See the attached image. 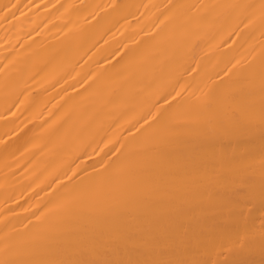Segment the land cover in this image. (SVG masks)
Instances as JSON below:
<instances>
[{"label": "bare ground", "instance_id": "6f19581e", "mask_svg": "<svg viewBox=\"0 0 264 264\" xmlns=\"http://www.w3.org/2000/svg\"><path fill=\"white\" fill-rule=\"evenodd\" d=\"M262 3L0 0V8L17 5L14 16L0 18V259L7 247L21 260L51 253L261 264ZM221 96L224 107L235 98L252 125L239 140L217 139L210 158L202 127L210 115L202 105ZM113 149L127 166L101 186ZM222 159L236 168L226 187L207 178ZM123 185L150 205L148 221L106 217ZM225 191L218 207H196ZM177 208L181 222L195 217L187 235L148 242L154 221ZM99 230L102 242L82 243ZM121 232L131 239L117 240Z\"/></svg>", "mask_w": 264, "mask_h": 264}, {"label": "snow or ice", "instance_id": "6c2138e0", "mask_svg": "<svg viewBox=\"0 0 264 264\" xmlns=\"http://www.w3.org/2000/svg\"><path fill=\"white\" fill-rule=\"evenodd\" d=\"M15 4H5L0 8L2 16L0 18L7 19L9 16H14L15 12L12 9L16 8ZM261 12L264 14V3L261 4ZM168 95H172L169 93ZM180 98V99H177ZM165 101L168 100V96H164ZM173 99L176 101V105L181 103L183 97L180 92H176ZM227 103L224 96L216 99H206L202 105L206 110L210 118L206 120L203 127V135L205 138V144L203 150L209 155L210 158L215 157V141L221 138L229 139H241L245 136L252 125V121L246 114L245 109L239 106L235 98H232L231 103ZM171 108V103L169 104ZM151 115V113L149 114ZM163 116V114H161ZM153 119H156L155 117ZM147 121V118H145ZM157 123L159 121L157 120ZM261 126L264 128V88H262V106H261ZM152 127V125H149ZM123 145H121V148ZM116 153V159L108 163H104L101 173L98 175V182L101 186L110 185L112 180L125 170L127 163L123 159V154L119 149H113ZM220 171L215 169L207 174V178L210 183L216 185L227 186V181L230 176L236 172V168L232 160L222 159L219 164ZM121 191L124 193L122 198L116 203L112 204L105 209V215L114 221L124 220L130 218L133 221L144 222L148 221L151 216L150 205L142 198L141 194L134 188L123 185ZM227 196V192H217L215 197L209 196L206 201H200L196 207L202 210H211L218 207L221 203L219 198ZM185 215L182 209H174L167 217L156 219L151 231L148 232V242L153 244L168 243L175 241L187 235L188 231L193 227L192 219L186 222H181L178 218ZM39 219V217H38ZM105 233L103 230L94 231L86 237V241L91 244L102 242L104 240ZM117 240H130L131 237L127 232H121L117 237ZM0 264H205V262L193 260V261H171V260H153V261H115L108 259H74V258H55L54 255L49 253L43 258L21 260L13 258L9 254V249L5 248V258L0 259ZM219 264H228V262H219ZM231 264H254L253 261L248 260H236ZM264 264V261L261 262Z\"/></svg>", "mask_w": 264, "mask_h": 264}]
</instances>
